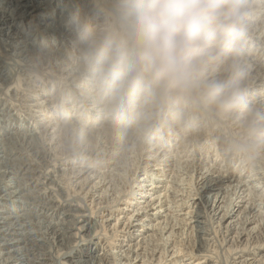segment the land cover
<instances>
[{
	"label": "bare ground",
	"instance_id": "6f19581e",
	"mask_svg": "<svg viewBox=\"0 0 264 264\" xmlns=\"http://www.w3.org/2000/svg\"><path fill=\"white\" fill-rule=\"evenodd\" d=\"M117 1L119 2V0H116V2ZM96 3L97 2L94 0H0V264H109L110 258L107 252L111 251L112 248H116L117 244L115 241L117 240V237L122 236L124 240H130L134 237V231H138L139 228H148L140 222H142L145 217L156 216V213L151 212V210H156L157 214L163 216L162 213H159V210L162 207H164L163 212L168 213V215L167 213L164 215V217L167 216L166 223L163 227L162 225L158 226L157 229L156 227H151L152 234L149 238L153 240V233L156 232V230H159V233L161 234L165 230L166 225L170 227L163 235L169 232L170 236L173 234L175 228L174 230L171 229L179 224V222H183L181 231L182 229L185 230L186 226L187 235L189 233V237L193 239L189 246H186L188 251L184 252V249L181 250L179 247L175 248V245H178V241L177 243L172 241L165 251H161L162 249H159L160 246L159 248L154 246L147 259H145L144 256H141L137 261H134L139 255H141L138 250H145L143 247L144 245L134 243L132 244V247H130V245L125 244L128 248L126 251H123L125 252L123 255L125 262L123 264H132L133 261V264H139L137 262H140L141 264H181L178 261H183L184 257L187 256L188 258L184 259V264H204L205 262L210 261L212 257L208 252L209 249H204V244L208 241L206 236H209L212 233L209 232L207 227V225H210V221L213 220L209 217V207H215L219 202L221 194L228 192L227 189H229L230 186V189H232L230 190V197L228 196L229 198L227 197L224 202L223 199L220 202H223V206L220 210L222 212L220 219L226 221L228 217H231L234 214L232 212L233 208L230 209L227 201H229L228 199L231 200V196L235 194L237 189L236 196H238L239 191L241 190L240 187H238V185L241 184V180L237 178V175L235 176V163L234 161L232 162V156L234 153L233 142H229L228 140L230 134L227 136V133L231 132L226 131L227 125H218V123L215 122L217 125L210 128L207 134L196 133L193 135V137L199 141L203 139V144L207 142L210 146H214L215 155L219 156L224 163L221 168L213 167L209 173L201 172V167L203 166L204 161H199L198 159L192 164V167L195 170V175L194 177L192 176L194 178V187L192 189L194 190L193 194L190 196L194 197L191 203L188 201L190 205L186 206L189 210L182 213L188 214V217L183 215V217L187 218L186 220H188V224L183 218L179 220L173 218V220L177 221L171 226L172 218L169 221V217L173 213L170 207H168L169 200L162 201V198L171 197L172 199L170 202L174 203L173 207H179V202L175 200V197L180 194H177L178 191H173L174 189L170 192L167 190L162 198H159L158 195L157 199L153 202H150L151 199L136 201L137 191H140L138 193V196L140 195L138 200H141L140 198L145 196V194L142 195V192L145 190H143L141 182H143L142 179L145 178L144 175L146 173H144L141 176L140 181H138L137 173L143 170L141 169V166L138 165L140 162L142 163L149 158H153V154H149V152H153L151 151L152 147L148 146L149 144L144 145L145 143L143 144L138 140L139 138L136 139L135 137L142 135V130H147L145 129L146 127L140 129H137L136 127L129 128V122L125 113L119 115V110L117 111V101L114 103H107L112 105V108L110 107L105 110L98 109L99 107L93 105L99 103L98 99L100 98H97L98 94L95 95L94 93L98 92L103 86L102 82L104 80L101 78H98L97 80L95 78L94 80V87H96V90L93 91L94 95L90 94V91H87L86 89L84 92H88V96L83 94L81 92L83 89L78 86L86 81L85 75L91 73L93 70V54L88 43L85 41V37H82V34L86 30V15L95 12V9L98 7V3ZM82 8L85 10L80 14ZM79 14L81 17L77 20L76 17ZM105 16H107L106 18L111 19V22L109 23L111 26H116V28L119 27V24L117 25V23L114 22V18L111 17L109 11L105 12ZM105 21H109V19H106ZM110 27L109 29L112 28ZM6 56L17 57L21 61L20 63L28 66V68H35L41 73V75L47 74L48 76H57L59 79H62L63 82L60 81L62 87L65 86V91L70 97H72L69 105H64V107L72 113H79L82 110L84 113L86 112L88 115H91L92 124L96 123L95 121L100 120V124H98L102 126L100 128L96 127L97 129H94V131L91 132L92 126L89 129H87L88 127L85 129L84 123L86 122L81 124V121H83L82 117L80 120H75V123H68L63 129L59 126L55 128L58 121H66L71 115L67 113L63 114L62 112L55 115L52 113L53 111L49 112L50 110L43 114L46 116L50 114L49 119H56L50 127L43 124L39 125V123H37L36 127V125H33L35 120L31 123L25 121V118L22 117L20 112L18 113L19 109L14 108L12 101V99H15V93L19 90L21 76L19 77V75H16V72H14L5 62L4 57ZM7 61L9 62V60ZM14 69H16V67ZM53 73L55 74L52 75ZM142 73L144 72L142 71ZM231 73L232 72H230L229 75ZM263 75V73L260 75L256 74L252 80L249 81V84H259ZM148 77L151 78L150 76ZM107 82L108 81H105L102 88V91L104 92L106 89H109V85L106 84ZM130 87L126 89V86H124L123 88L117 89L120 91V93H118L119 96L126 97L129 95ZM164 87L166 86L164 85ZM60 89L61 87H59V91ZM45 91L46 90L43 89L39 93H45ZM139 93V99L137 100L141 105L140 111H142L143 115L146 114L145 116L150 117L152 111H161L156 105V101L159 100L158 93L142 90ZM159 95L161 96V94ZM94 96L96 97L94 98ZM45 97H43V99ZM119 98L121 99V97ZM50 99H53L52 96ZM48 104L54 106L55 101L48 100ZM201 105L208 107V105L214 104L207 103L203 97ZM53 106L51 107L52 109ZM35 107L39 108L41 113L45 112V110L42 109L43 105H41V103L35 102ZM55 107H57V105L54 106V108ZM155 108L157 110H155ZM214 108L216 109L217 107ZM110 112L111 114L108 116V113ZM41 113L36 117L39 118V116L42 115ZM99 115L105 117L100 119ZM200 117L202 118V115ZM37 120L39 122V119ZM149 122L150 126H148L151 127L153 119L150 118L146 120L142 119V124L140 125L147 126L145 123ZM248 122L249 121H247V124ZM37 129L40 130L37 131ZM59 132L64 136L65 148L66 146L68 148V150L65 149V153H61V155L56 154L55 151L52 152L55 150L56 145L61 141H55L56 138L60 136L58 135ZM55 136V140L51 143ZM78 137H83V139H79ZM121 137H126L128 142L120 141ZM84 139L85 141H83ZM73 140L81 141L80 143H82V146L79 147L80 150H83L81 154L77 149H73ZM91 142L92 144H89ZM163 143L164 144H161L159 147L165 145V142ZM181 145L178 147H181V149L182 147L184 148V146ZM134 149L136 150L133 151ZM164 150L165 149H162L161 152ZM117 151H120L118 155H121L122 157L125 156L126 152L130 154L136 152L135 156L138 157V161H136V163L131 161L132 164H135L134 168L132 166V170L129 168V171H131L130 175L128 179L125 178L127 179L126 183L128 184L127 188L129 189L124 191L121 190L123 192L118 196L114 195V193L110 194L111 196L113 195L116 203L115 210H118V214H116L117 218L113 217L112 219L109 217V219H105V221L110 220L108 223L114 221L111 227L102 219L96 220V218L100 217L104 219V216H107V218L109 215L112 216V213L115 211L113 210L114 208L112 206H107V209L105 210L108 212L104 215L103 211H99L100 208L94 210V207H90V204L87 205L85 203L86 201L84 197L88 192H85L83 197L79 191L81 190L83 192L84 181L88 180L90 174L93 173L96 174L93 179L98 180L92 183L91 190L92 188L102 187L110 182L108 179L105 183V179L107 177H112V174H108V176L105 174V171L97 172V170H94V167L100 164L106 165L110 162L109 160L114 157ZM121 151L124 152L121 153ZM161 152L155 157V159L153 158L154 162L160 161L159 157L163 156L161 155ZM195 152H197V150H195ZM207 152L208 151L206 150L203 154H207ZM74 159H79V163L85 162L87 164L76 169V171H71L72 169L69 170V168L66 171L65 168H61L65 162L69 163V161H74ZM246 160H249V158ZM164 161L168 160L164 159ZM145 163L148 164V162ZM90 164L92 166H90ZM112 164L115 168L119 163L112 162ZM151 166H153V164ZM242 167H245L244 164ZM89 170L91 171L88 172ZM84 173L87 174L78 182L79 187L77 190L75 187L71 186L72 184L69 182L70 175L77 179ZM117 174L120 175L119 172H117ZM148 178L151 180V175H148ZM62 180H64V182H62ZM163 181L166 184L153 186L154 189L157 188L154 193L159 194L160 191L166 190L168 181ZM224 183H227L225 188L222 187ZM174 184L180 185L178 181L174 182ZM188 188H190L189 190L191 191V187L189 186ZM105 189L106 188H104L103 191ZM111 189L112 188H110V190ZM213 190L217 191L209 193ZM106 200L108 199L105 197L97 204L101 206ZM134 201H136V207L139 205L138 203L141 202L146 205L138 207L136 213L134 212L133 219L130 221L129 216L127 217L129 213L128 208ZM158 201L160 202L159 205L154 207ZM261 201L264 202V199L262 198ZM184 202L185 201H181L180 206L184 204L186 205ZM245 202L246 201H244V203ZM90 203L93 204V201ZM252 203H255V201H252ZM252 203L248 206V212H246V214L244 212L243 216L239 217L240 220L233 227L236 235H234L235 237L233 238V241L235 242L234 254L244 251L245 248L246 250L250 248L249 246H246L245 243L243 247L237 251V248L240 247L237 243L245 234H248L246 233L247 228H242V226L249 220L247 217L248 214L256 207H252ZM146 208L149 209L145 210ZM240 212L241 211L238 210L234 216H237ZM121 213H124L125 215L123 216L124 220L123 222H118L116 220ZM164 222L165 221L161 224H164ZM250 222L251 221H249V223ZM237 224L242 226L236 229ZM142 240L143 238L141 241ZM181 245L183 246V244ZM119 246L123 247L124 245L119 244ZM156 248L158 251L155 253ZM104 249H107L104 254L102 253L100 255V253H95L97 250L104 251ZM118 252H120V250ZM228 252H230V250ZM231 253L233 255V251H231ZM121 254L122 253H120V255ZM130 254L132 255L129 257ZM169 256V262L165 263L164 260ZM153 257L154 260L150 261ZM243 262H241V264ZM238 264L240 263L238 262ZM246 264L251 263L246 262Z\"/></svg>",
	"mask_w": 264,
	"mask_h": 264
},
{
	"label": "rangeland",
	"instance_id": "374dc122",
	"mask_svg": "<svg viewBox=\"0 0 264 264\" xmlns=\"http://www.w3.org/2000/svg\"><path fill=\"white\" fill-rule=\"evenodd\" d=\"M94 1L98 3V4L96 3L98 7L95 9V12L90 13V15H86L87 16L85 18L86 30L83 32L82 37H85L87 35V30H91L92 32L99 34V33H103V31L105 32L107 28L109 29V27L111 26L109 24L111 22L110 21L111 19L106 18L107 16H105V12L109 11V14H111V17L114 18V19L112 18L114 22L117 23V25L119 24V21H118L119 2L118 1H117L118 3L116 2V0H94ZM248 4L250 6V14L246 21V36L242 44V50L239 56L236 58V60L241 66V70L243 73V89H244V95H245L246 102H247L246 107L244 108L229 109V108H221L215 105H208V107L206 106L207 107L206 108L205 106L201 105L202 98L204 97V92H203V88L200 85L194 83L188 88H175V87H171L167 85H165L166 87H164V84L162 83L160 84V82L154 80L153 78H149L148 77L149 75H147L145 72L142 73V71L141 72L138 71L136 74H134L132 77L133 80L131 78L128 81V83L125 85L126 89H128L130 87V82H131V87L129 91L130 93L129 95L126 96L127 98L122 97L121 95L119 96L118 93H120V91L117 89H120V88L110 81L106 83L107 85H109V89H106L105 92L102 91V88L105 84V80L102 82L103 83L102 88H100L98 92L94 93L93 91L96 90V87H94V84H95L94 80L95 78L96 80L100 78V76L96 72L95 63L92 64V68H93L92 72L85 75L86 81L78 85L79 88L83 89V91L81 92L87 96H88V92H84L85 89L87 91H90L89 93L92 95L98 94L97 98H100L98 99L99 103L93 104L94 106L99 107L98 109H101V110L108 109L112 105L107 104V103H110V102L114 103L117 101L118 103L117 111L119 110V115H123L125 113V116H127V120L129 122L128 124L129 128L136 127L137 129L138 128L140 129V128L146 127L145 129L147 130H145L146 132L142 130L143 134L140 135L141 137L139 135L135 137L136 139L139 138L138 140L141 141L143 144L145 143L144 145L149 144L148 146L152 147L151 151L155 153L149 152V154L150 153L153 154L154 159L155 157L159 155L162 149H165L163 152H161V155L163 156L159 157L160 161H157L158 163L154 162L153 158H149L148 160H145L142 163L141 162L139 163L138 166H141V169L143 170L137 173V179H139L138 181H140L141 176L144 173H146L144 175L145 178L142 179L143 182H141L143 185V190H145L141 192H142V195L145 194V196L140 198L141 200H138L140 196V195L138 196V193L140 191H137L136 201H144L146 199L147 200L151 199L150 202H153L157 199L158 195H159V198H162L163 194L167 190L169 192L172 191L173 189H174L173 191H178L177 194H180V195L176 196L175 200L179 202V207L181 208L173 207L174 203L170 202L172 199L171 197L162 198V201L169 200L168 207H170L173 213L169 217V221L172 218L171 226L172 224L174 225L177 220L182 219V218L188 224V220H186L187 219L186 217H188V214H182V213L189 210V208L186 206L190 205L194 197V196H190L191 194H193V190H194L192 188L194 187L193 177L195 175V170L192 167V164L198 159L199 161L201 160L204 161L203 166L201 167V172L209 173V171H211L213 167L221 168L222 164L224 163V161H221V158L219 156L215 155L214 146L212 145L210 146L209 143L207 144V142L203 144V139L199 141L196 138H194L193 135H195L196 133L207 134L209 132L208 130H210V128H212L213 126H216L217 123L218 125H221V124L227 125L226 131L231 132V133L229 132L227 133V136L228 134H230V137L228 136V140L229 142H233L232 145L234 146V150H233L234 153L232 156L233 158L232 162L234 161L235 163L234 173H235V176L237 175V178L241 180V184L238 185V187H240L241 189L238 194V196L239 195L240 196L239 197L236 196V192L238 191L237 189L235 194L231 196V200L228 199L229 201L227 202L229 204L230 209L233 208L232 212L234 214H236L238 210H240L241 212L237 216H234L233 214L231 217H228L226 221H224V219H220V216L222 214L220 210H221V207L223 206V202L230 195L231 193L230 190H232L230 189L231 188L230 186H229V189H227L229 193L228 192L222 193L220 196L219 202L216 204V206L209 207V210H210L209 217H211V219L213 220L210 221V225H207V227L209 229V232H212V233L211 235L206 236L208 241H206L205 243L207 245L204 244V247H205L204 249L206 250L208 248L209 249L208 252L213 258L211 257L210 261L205 262L204 264H233V263L238 264V262L241 264L243 260L244 262L242 264H246V262L251 263V264H264V202L261 201L262 198L264 199V75L261 79L262 82L260 81L259 84H256V85L249 84V81L252 80V78L256 74L257 75H260L261 73L264 74V0H248ZM84 10L85 9L82 8L80 11V14L84 12ZM80 14L76 17L77 20L80 19L81 17ZM106 19L107 20L109 19V21H105ZM111 27L116 28V26L114 27L111 26ZM7 53H10V52H7ZM9 57L10 56L4 57L5 62L14 72H16L15 73L16 75H19V77L21 76L20 78L21 83H20L19 90L17 93H15L14 95L15 99H12V101L14 104V108L19 109L18 113L20 112L22 117L25 118V121H28L29 123H31L33 122V120H35L33 125H36V127H37V123H39V125L43 124V125L50 127L51 125H53L56 119H53V118H51L52 120L49 119L50 114L47 116L43 115L47 111L50 110L49 112L53 111L52 113L55 115H58V113H61V112L63 114L67 113L71 115L69 119H66V121H58L55 128L59 126L60 128L63 129L64 127L68 125V123L69 124L75 123V120H80L82 119V117H83V121H81V124L86 122L84 123L85 129L87 127H88L87 129H89L92 126L91 132H93L94 129L100 128L102 126V125L101 126L99 125L100 120H97L95 121L96 123L92 124L91 122L92 117L91 115H88L86 112L84 113L81 110L79 113L77 112L72 113L71 111L67 110L64 107V105L66 106L69 105V103L72 100V97H70V95L65 91L66 87L65 86L62 87V84H61V82H63L62 79H59L57 76H48L47 74L41 75V73H39L38 70H36L35 68H32V67L28 68V66L24 65L23 63H20L21 61L17 57L15 56H12L13 58L12 57L9 58ZM7 60H9V62ZM232 63H233V59L231 57V54L227 52L226 50H224L223 48H217L213 52V58L210 59L208 63L205 65L201 79L202 80H217V81H223V82H229L233 80L235 77H234L233 72L230 70L231 69L230 66ZM15 67L16 69H14ZM230 72L232 73L229 75ZM54 74L55 73H53L52 75ZM59 87H61L60 91H59ZM43 89L46 90L45 93H39ZM141 90L146 91V92L149 91V92L158 93L159 100L156 101V105L158 106V109H160L161 111H152V114L150 115V117L145 116L146 114L144 115L142 114V111H140L141 105L138 103V100H137L139 99L138 95L140 94L139 92ZM159 94L163 96L161 97ZM51 96L53 99H50ZM43 97L45 98L43 99ZM95 97L96 96H94V98ZM119 97H121V99ZM48 100L55 101L54 106L57 105V107L54 108V106L52 105L53 109L55 110H53L51 108L52 106L48 104ZM35 102L41 103V105H43L42 109H44L45 112L41 113L40 112L41 110L35 107ZM47 105L50 107H48ZM190 106L192 107V109ZM213 106L217 108L215 109ZM113 107H114V104H113ZM200 109H201L200 112L202 114L199 112ZM219 109L221 112L219 111ZM155 110L157 109L155 108ZM40 113L42 115L39 116V118L36 117L40 115ZM110 114L111 112L108 113V116ZM201 115H202V118L200 117ZM103 117L102 115H99L100 119ZM148 118L153 119L151 127H149L150 122L145 123L147 126L140 125L142 124L141 123L142 119L146 120ZM37 119H39V122ZM247 121H249L248 124H247ZM38 130L40 129H37V131ZM231 134L233 138L231 137ZM58 135L60 136L56 138L57 136L56 135L54 139L51 141V143H53L55 138H56L55 141L61 140L62 142L60 141L56 145L55 150H53L52 152L55 151L56 154L61 155V153H65V149L68 150V148L67 146L65 148L64 136H62L60 132ZM78 138L83 139V137H78ZM73 141H74L72 144V146L74 145L73 149L74 148L77 149V151H80V154H81V152H83V150H80L79 148L82 146V143H80L81 141L80 142L78 140L76 141L73 140ZM83 141H85V139ZM120 141L128 142L126 137H121ZM163 142H165V145H163L162 147H159L161 144H164ZM180 143L183 145H181ZM89 144H92V142ZM180 145L184 146V148L183 147L182 149L181 147L179 148L178 146ZM135 150L136 149H134L133 151ZM195 150H197V152H195ZM206 150L208 151L207 154H203V152ZM123 152L124 151H121V153ZM119 153L120 151H117L114 157L110 159L109 160L110 162H108L106 165L100 164L94 167V170H97V172L105 171L106 175L108 174L113 175L112 177L110 178L107 177L105 179V183L108 181V179L110 180L108 184L103 185L102 187L92 188L91 190L90 188H91L92 183L98 180V179H93V177H95L96 175L93 173V174H90V178L88 180L84 181L83 189H82L83 192L81 190L79 191V193H81V196L83 197H84V193L88 192L89 195L86 194L85 195L86 198L84 197L86 201L85 203L87 205L90 204V207H94V210H97L100 208L99 211L100 212L103 211L104 215H106L108 212L105 210L107 209V206H112L114 208L113 210L116 209L115 200L113 198V195L111 196L110 194L114 193V195L118 196L124 190L129 189L127 188L128 184L126 183V180L128 179L130 172H131L129 170L130 169L132 170L134 168L135 164H132V162L136 163V161H138L137 160L138 157L135 156L136 152L131 153V154L126 152L124 157H122L121 155L119 156L118 155ZM178 153H181V154H178ZM234 157H235V160H234ZM245 158L246 159L249 158V160H246ZM164 159H167L168 161H164ZM79 162H80L79 159H74V161H69V163L65 162V164H63L61 168L63 169L65 168L66 171L68 170V168L69 170L72 169L71 171H76V169L81 168L87 164L85 162H82V163H79ZM112 162L119 163V164L114 168V165L112 164ZM145 162H148V164H146ZM152 164L153 166H151ZM243 164L245 166L244 168L242 167ZM90 166L92 165L90 164ZM131 166L133 168H131ZM90 171L91 170H89L88 172ZM117 172H119L120 175H118ZM86 174L87 173H84L80 178H77V179L72 177V175H70L69 182L72 184L71 186L77 189L79 187L78 182L81 181ZM148 175L149 176L151 175V180L148 178ZM163 180L168 181V184L166 185V190L160 191L159 194L154 193L156 192L157 188L154 189L153 186L155 185L161 186L162 184L163 185L166 184ZM176 181H178L180 185H175L174 182ZM62 182H64V180H62ZM187 186L191 187V191L189 190L190 188H188ZM226 186H227V183H224L222 185L223 188H225ZM104 188H106L105 189L106 193H105V190L103 191ZM110 188L112 189L110 190ZM216 191L217 190H213L209 193L216 192ZM105 197L108 200H106L105 203L102 204L103 206L102 205L99 206L97 203L101 202V200H103ZM222 199H223V202L220 203ZM91 201H93V204L90 203ZM136 201H134L133 204H131L128 208L129 213L127 217L129 216L130 221L133 219V215L136 213V209L138 207H143L146 205L141 202V203H138L139 205L136 207L137 205L135 204ZM181 201H185L184 203H186V205L184 204L180 206ZM244 201L246 202L244 203ZM252 201L253 202L255 201V203H252ZM159 203L160 202L158 201L154 207L159 205ZM251 203H252V207H255V206L256 207L248 214L247 217L249 218V220L245 222L243 226L239 224L236 225V229L241 226L242 228H247L246 233H248V234H245L241 238V240L237 243V245H240V247L237 248V251H239L240 248H242L245 243H246V246H249L250 248L248 250H246L245 248L244 251L234 254L235 242L233 241V238L236 235L234 233L233 227L240 220L239 217L243 216L244 212L245 214L246 212H248L247 211L248 206L251 205ZM244 207H245V210H244ZM148 209L149 208H146L145 210H148ZM163 209L164 207L160 208L159 210V213H162L163 216H160V214H157L156 210H151V212L156 213V216L145 217L143 221L140 222V223H143V225L147 226L148 228H139L138 231H134V237H132L130 240L126 241V239L124 240L122 236L117 237V240L115 241V243L117 244L116 248H112L111 251L107 252L110 258L109 264H123L125 262L123 259V255L125 254V252L123 251H126V249L128 248V246H125V244L130 245V247H132V244L134 243H138V244L140 243L144 245L143 247L145 250H138V252H140L141 255H139L137 259L134 261H137L141 256H144L145 259H147L150 256L149 254L152 248H154V246H157V248H159L160 246L159 249H162L161 251L163 250L165 251L168 245L172 241L176 243L178 241L177 243L178 245H175V248L179 247L181 250L184 249V252L188 251L187 247L189 246L190 242H192L193 239L189 237V233L187 235L186 226H185V230L182 229L181 231V226L183 222H179V224H177L176 226L173 227V229H171V230H174L175 228L174 230L175 233L173 232V234L170 236H169V232L163 235L164 232H166V230L170 227L166 225L165 230L161 234L159 233V230H156V232L153 233V240L149 238L151 237V234H152L151 227H156L157 229L158 226L162 225L163 227L166 223L167 216L164 217V215L167 212H163ZM116 214H118V210H115L114 213H112V216L109 215L108 218L107 216H104V219L98 217L96 218V220L102 219L106 224L112 227V224L114 223V221H111V223L110 222L108 223V221L110 220L105 221V219H109V217L113 219V217L114 218L116 217ZM1 215H4V214H1ZM183 215H186V217H183ZM123 216H125L124 213H121L118 216V219L116 221L123 222L124 220ZM173 218H176L177 220H173ZM163 221H165L164 224H161ZM249 221L251 222L249 223ZM144 232L147 234H145ZM142 238L143 240L141 241ZM141 242H144L145 244ZM119 244H122L124 246L120 247ZM181 244H183V246ZM157 248L155 249V253L158 251ZM169 249H170V246H169ZM106 250L107 249H104L105 252L102 250H97L95 253H100L101 255L102 253L103 254L106 253ZM119 250L120 252H118ZM229 250L230 252H228ZM231 251H233V255ZM120 253L122 254L120 255ZM131 255L132 254H130L129 257ZM187 258L188 256L184 257V259H187ZM184 259L183 261H178V262H180L181 264H184L185 263ZM153 260H154V257L150 261H153ZM169 260H170V256L167 257V259L164 261L165 263H168ZM134 261L132 262V264L134 263ZM137 263L141 264L140 262H137Z\"/></svg>",
	"mask_w": 264,
	"mask_h": 264
},
{
	"label": "clouds",
	"instance_id": "9594fccd",
	"mask_svg": "<svg viewBox=\"0 0 264 264\" xmlns=\"http://www.w3.org/2000/svg\"><path fill=\"white\" fill-rule=\"evenodd\" d=\"M249 14L248 0H119V27L87 30L85 41L97 74L119 88L143 71L175 88L198 83L207 103L241 109L247 102L236 58ZM217 48L233 59L229 82L201 79Z\"/></svg>",
	"mask_w": 264,
	"mask_h": 264
}]
</instances>
